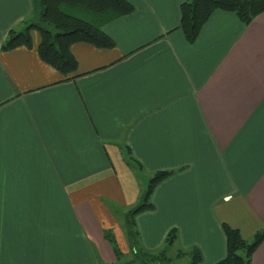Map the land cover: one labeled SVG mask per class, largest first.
<instances>
[{
    "label": "crops",
    "instance_id": "obj_1",
    "mask_svg": "<svg viewBox=\"0 0 264 264\" xmlns=\"http://www.w3.org/2000/svg\"><path fill=\"white\" fill-rule=\"evenodd\" d=\"M129 1L102 26L115 45L72 43L64 74L34 28L31 46L3 48L34 16L32 0H0V264H92L94 244L116 260L104 233L125 245L116 216L143 194L129 163L142 179L173 170L133 215L149 251L175 228L171 248L213 264L222 222L247 240L264 229V11L245 25L215 10L189 43L182 0ZM250 264H264V239Z\"/></svg>",
    "mask_w": 264,
    "mask_h": 264
},
{
    "label": "trees",
    "instance_id": "obj_2",
    "mask_svg": "<svg viewBox=\"0 0 264 264\" xmlns=\"http://www.w3.org/2000/svg\"><path fill=\"white\" fill-rule=\"evenodd\" d=\"M81 7L88 18L74 14L75 8ZM133 4L129 0H32V22L23 31H10L3 48H13L18 45L31 46V28L36 29L40 39L37 45L38 55L58 71L67 74L76 68V60L70 52V45L74 42L92 44L98 48H112L115 41L102 26L125 14L132 12ZM215 10L232 12L242 24H248L254 16L264 11V0H182L179 4L180 29L184 39L191 43L198 36L202 26ZM78 11V10H77ZM173 170L155 171L149 178L142 201L129 210L125 215V222L129 224L127 233H137L134 227L133 215L152 209L149 200L154 186L172 174ZM225 236V254L214 264H250L251 256L264 239V229L254 233L251 239H245L240 231L221 223ZM104 237L110 242L116 261L120 257L117 243L105 231ZM176 240V229L171 228L164 239V247L156 252H133L132 258L120 264H130L138 259L141 264H173L172 258L178 255L188 257L185 264H198L201 254L198 248L189 251H179L175 256L168 254L169 248ZM127 258H129L127 256ZM125 259V257H124ZM134 264V263H133Z\"/></svg>",
    "mask_w": 264,
    "mask_h": 264
},
{
    "label": "rangeland",
    "instance_id": "obj_3",
    "mask_svg": "<svg viewBox=\"0 0 264 264\" xmlns=\"http://www.w3.org/2000/svg\"><path fill=\"white\" fill-rule=\"evenodd\" d=\"M81 9V7H79V8H75V10H74V14H79V15H81L82 17H85V18H88L89 17V15L88 14H86V13H84V12H82V14H81V12H79V11H81L80 10ZM78 10V11H77ZM127 156V155H126ZM128 166L131 168V169H129V171L133 174V176H134V179H135V181H136V183H137V185L140 187V188H142L143 189V194H144V192H145V190H146V187H147V183H148V177H145V179L143 178H140L138 175H140L141 176V174H142V172L139 170V169H137L136 168V166L134 165V164H132V163H129L128 164ZM143 194H142V196H143ZM142 196H141V198H137L136 200H135V202L132 204V206L133 207H135L136 205H138L141 201H142ZM105 205L108 207V209H111L112 208V205L108 202V201H106L105 200ZM121 212V211H120ZM119 212V215H117L116 216V223H117V226L122 230V232H123V234H124V236H126V239L127 240H125V245H123L122 243H117V247H118V251H119V254H120V257H118L119 259L116 261V260H114V261H104V260H102L100 257H99V250H98V246H97V244H94L95 245V247L92 245V247H93V250H94V248H95V251L93 252V255L95 256V261H93V263L92 264H120L122 261H124V260H127V259H131L132 258V253L135 251V252H149V250H147V249H145V248H143L144 246H143V244L141 243L140 244V241H139V238H137L136 239V236H135V234H133V235H130L129 233H127V228H128V226H129V224H127L126 222H125V215H123V216H121L120 213ZM128 225V226H127ZM222 227V226H221ZM108 232H109V236L113 239V240H115L116 239V237H115V235H114V233L112 232V230L111 229H108ZM174 244V243H173ZM172 244V246L171 247H175V245H173ZM126 247H130L129 249H126ZM164 247V245L162 244L158 249H162ZM169 248V250H168V252H169V254H172L173 253V256L174 255H176L177 253H178V250L177 249H173V248ZM126 249V250H125ZM157 249V250H158ZM191 249V248H190ZM189 249V250H190ZM157 250H155V251H150V252H156ZM189 250H184L183 252H186V251H189ZM200 254H201V252H200ZM190 254H188L187 256L188 257H190L189 256ZM80 256H85V253L83 252V253H81V255ZM127 256L129 257V258H127ZM187 256H184V255H178L177 256V259L176 258H172V263L173 264H185V263H187V261H188V257ZM124 257H125V259H124ZM220 260V259H219ZM201 261V260H200ZM200 261H199V263H200ZM80 264H85L84 262H85V257H80ZM217 262V261H216ZM141 264L140 263V261L138 260V259H135L134 261H132L130 264ZM198 263V264H199ZM214 264V263H213Z\"/></svg>",
    "mask_w": 264,
    "mask_h": 264
}]
</instances>
